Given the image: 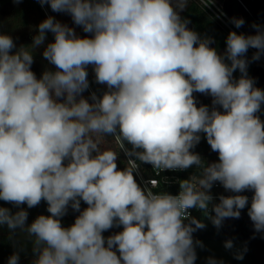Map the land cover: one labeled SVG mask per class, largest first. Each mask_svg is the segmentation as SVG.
I'll return each mask as SVG.
<instances>
[{"label":"clouds","instance_id":"9594fccd","mask_svg":"<svg viewBox=\"0 0 264 264\" xmlns=\"http://www.w3.org/2000/svg\"><path fill=\"white\" fill-rule=\"evenodd\" d=\"M38 2L70 14L92 36L81 38L51 16L43 20L31 46L53 33L42 55L55 70L37 78L33 53L25 46L13 52V38L0 31V200L28 208L45 201L50 214L28 224L23 208L13 214L0 207V228L33 238L32 264H194L195 247L203 245L193 233L206 225L192 210L219 228L240 217L247 190V214L255 231H264V90L248 77L246 58L250 48L257 50L253 60L264 54V29L230 32L221 54L181 17L188 0ZM89 65L106 86L90 100L82 95ZM194 93L210 95L212 109L198 107ZM201 133L218 162L192 151ZM100 135L115 136L126 155L158 171L195 166L200 174L182 180L178 194L153 192L137 182L134 168L118 167L116 152L100 149ZM215 182L234 195L213 204ZM69 205L80 214L64 227ZM114 226L123 230L105 239ZM224 246L232 249L233 241ZM19 260L14 252L8 264Z\"/></svg>","mask_w":264,"mask_h":264},{"label":"rangeland","instance_id":"374dc122","mask_svg":"<svg viewBox=\"0 0 264 264\" xmlns=\"http://www.w3.org/2000/svg\"><path fill=\"white\" fill-rule=\"evenodd\" d=\"M255 4L260 2V0H254ZM20 6V3L16 2H9L6 4H0V31H2L5 34L10 35L16 45V48L13 49V52H15L17 49H19L21 46H25L28 48L29 51L33 53L34 62L31 66V70L36 74L37 78H40L43 72L49 71V70H55L54 66L49 64V62L43 57L42 53L44 51V48L48 43L54 42V34L51 32L46 33V40L44 45L41 47L35 49L31 46L33 42V37L38 34L37 27L38 25L45 20L47 17L51 16L50 11L48 10V5H41V8L44 12L45 17L42 16V13L39 11H33L29 12L27 14L22 15L20 18H16L15 15V9ZM182 11H180L181 15ZM66 16L69 20H72V17L70 14L66 13ZM24 21V23H23ZM188 28H192L191 24L187 25ZM81 30V38L88 37L91 38L92 33H86L83 31L82 26H79ZM212 38V37H211ZM213 40V38H212ZM220 41V42H219ZM223 40L216 39L217 44H221L217 46V51L221 54H223L226 50V42L221 43ZM224 42V41H223ZM90 85V84H89ZM89 91H92V93H95L93 88L89 86ZM105 90L100 91V95H102ZM96 94V93H95ZM83 95V94H82ZM97 95V94H96ZM84 96V95H83ZM85 97V96H84ZM261 120H264V112H262V115L259 116ZM201 139L200 142L192 149L193 152L206 156L208 159H206L207 164H211L213 162H218V157H215L213 154H218L217 152H213L211 150L210 145L207 143L206 135L204 133L200 134ZM97 142L101 143L102 141H110L111 139H114L118 144L119 140L115 136H104L100 135L96 137ZM125 147V146H124ZM251 191V190H250ZM36 208L34 211L35 213L29 214L27 218V223L30 224L35 217L33 216H39L43 215V208ZM87 205L82 202L80 204V211H83ZM79 211H75L72 209L71 205H69L67 209L66 215H64V218L68 220L69 226H71L75 218L79 215ZM208 223H211L210 221H206V225ZM243 226L241 224V219L238 218H226L222 222L221 229H216L218 232L217 235L213 234L210 231H207L205 238H193L194 241H200L202 242V247L200 245H196L195 251L197 258L194 262V264H209V258H214L218 264L219 262H222V264H248V256L246 254L245 249H251V251L256 256V260L252 264H264V231L256 232V231H243ZM23 233V236L27 234L26 231L20 230ZM122 230H117L114 227L109 229L108 232H110V236L114 235ZM242 231V232H241ZM243 236L244 239H241L240 237ZM254 236V238H253ZM27 237H23V239H26ZM21 239H19L20 241ZM232 240L234 247L232 249H226L224 244L225 241ZM116 250V249H113ZM243 253V259H236L237 253ZM6 264H8V256L5 258ZM33 257L27 256V255H21L19 264H32Z\"/></svg>","mask_w":264,"mask_h":264},{"label":"trees","instance_id":"16d2710c","mask_svg":"<svg viewBox=\"0 0 264 264\" xmlns=\"http://www.w3.org/2000/svg\"><path fill=\"white\" fill-rule=\"evenodd\" d=\"M6 2H14V0H0V4H2V5L5 4ZM19 3H20V6H18L15 9V15L14 16L16 18L17 17L20 18L22 15L27 14L29 12H33V11H39L40 13H42V16L45 17L44 12L41 8V4L38 2V0H20ZM48 8H49V10L52 11V9L50 8L49 5H48ZM52 13H53L56 21H59L60 23L65 24L68 27L73 28L75 30L76 35L81 37L82 33H81L79 26L76 25L73 21L69 20L67 18V16L65 15V12H53L52 11ZM181 17L183 19L188 20L189 21L188 24H191L193 30L196 31L202 38L203 37H212V38L217 39L218 33L216 31L217 29L214 26L213 22L193 2L188 0V5L183 10ZM23 23H24V21H23ZM251 67H252V63L248 60L247 75H248V77H250L254 80V78L251 76V71H250ZM87 72H88V80H89L90 86L93 88L94 92L97 94L98 97L101 96L100 91L105 90L106 86L96 83L95 73H94L93 67L91 65L88 66ZM234 73H235L236 79H238L241 76V73L239 70H236ZM254 82H255V80H254ZM255 85H256V82H255ZM91 92L92 91H89L87 89L83 93V95L85 96V98H88L90 100ZM98 144H99V147L101 150H112L118 154L117 163H118V167L120 169L130 167L128 160H127L122 148L114 139H111V142L110 141H108V142L102 141L101 143L98 142ZM125 148L130 149L131 146L125 144ZM199 174H200V172L194 171L187 176H183L182 179L183 180L187 179L192 175L199 176ZM146 175H149L148 172H146ZM136 180H137V178H136ZM137 182H138V180H137ZM175 190H176V187L165 188V191H167L169 193H172ZM246 192H250V190H247L243 193H246ZM82 202L83 201L81 200V203ZM40 206H42L41 208H43V212H44L43 215H50L47 212V203L45 201H41V203L36 207L28 208L26 204L17 207L11 203H7V202L0 200V207H6V208L10 209V211L13 214L16 213L17 211H19L21 208H23L25 211L28 212V215H29V214L35 213L34 211L36 210V208H39ZM192 216L195 217L196 219L202 220V222L205 225H206V221L211 222L210 219L204 218L203 215L201 214V212H198V211H194ZM33 217L36 218L37 216H33ZM61 222H62V225L64 227L69 226L68 220H66L64 218V216L62 217ZM185 223H189V221H185ZM246 226L248 227V225H246ZM193 227H195V226L193 225ZM114 228L117 230L118 229L123 230L122 226H114ZM216 229L217 230L221 229V226L219 228H217L216 226L213 225L212 222L208 223V225H206L205 228L197 229L193 233V238H205L206 237L205 233L207 231H210L213 234L217 235L218 232L216 231ZM103 236L105 237V239H107V237L110 236V232H108V230L105 231L103 233ZM23 237H27V238L23 239ZM19 239H21V240L19 241ZM32 240H33V238L29 237L28 234L23 236V233L20 231V229H17L15 232H10L6 226L0 228V264H6L5 258L7 256L9 258L14 252H17V251H19L20 256L21 255H27V256L33 257ZM246 254L248 256V260H247L248 264L254 263L256 260V256L251 251V249H247Z\"/></svg>","mask_w":264,"mask_h":264},{"label":"built area","instance_id":"2783aa9c","mask_svg":"<svg viewBox=\"0 0 264 264\" xmlns=\"http://www.w3.org/2000/svg\"><path fill=\"white\" fill-rule=\"evenodd\" d=\"M196 4L201 11L206 14L211 21L213 22L216 28L222 30L227 36L230 32L235 31L238 34L252 35L251 32L247 31L243 26L240 28L235 27L232 23L233 17L226 10L222 2L218 0H189ZM256 49L250 48L247 52V56L252 60L253 66L258 70L261 75H264V54L260 56L258 60H253V54L256 52ZM120 143V142H119ZM120 145V144H119ZM121 147V145H120ZM124 154L125 151L123 150ZM130 167L135 169L134 175L137 178L141 186H146L149 190L153 192H167L165 188L176 187V190L171 194L175 195L179 192V184L182 182V177L187 176L194 171L200 172V169H196L195 166L185 170V171H158L154 169L151 165L144 164L137 160L134 156L126 155ZM201 157V156H200ZM148 172L149 175H146ZM211 195L213 196L212 203H219V197L234 195V193L226 190L223 185L219 182H215L210 190ZM241 195H246L249 198V203L241 211L240 217L242 226L248 225L249 228H254L253 222L248 216V208L250 207L251 197L253 192L240 193ZM193 209L191 215H193ZM200 212V211H198ZM209 213L214 215L211 210V204L209 205ZM202 214V213H201ZM203 215V214H202ZM206 218L205 216H203ZM208 219V218H206Z\"/></svg>","mask_w":264,"mask_h":264},{"label":"flooded vegetation","instance_id":"af4514ba","mask_svg":"<svg viewBox=\"0 0 264 264\" xmlns=\"http://www.w3.org/2000/svg\"><path fill=\"white\" fill-rule=\"evenodd\" d=\"M218 1L223 3V5L226 7V10L229 12V14L233 18H242L244 20L245 23L243 24V27L247 31L251 32L252 34H255L256 29L253 27V25H259L261 27V29H264V0H260V2H258L256 4H255L254 0H218ZM6 3H9V2H6ZM48 10H49V8H48ZM49 11H50L52 17H54L52 11L51 10H49ZM65 15H66V13H65ZM54 19H55V17H54ZM190 29L193 30V28H190ZM216 29H217L216 31L218 33L217 38L219 40L224 41V42L222 41L221 43H225L227 35L222 30H220L219 28H216ZM218 45L221 46V44L220 43L217 44L216 39L213 38V43L211 46L215 47L217 49ZM246 58L252 63V60L247 55H246ZM254 68L255 67L253 66V63H252V67H251L250 71H251V76L254 78V80L256 82L255 86L264 90V81H262L264 79H260V77L255 76L253 74ZM233 76L236 79L235 73H233ZM262 77H264V75H262ZM194 97H195L196 104L198 107L201 105H207L210 110L212 109L213 98L210 95L201 94V93H194ZM216 107L218 108V110L223 111V109H220L219 106H216ZM262 112H264V105H262V109L258 113V115L259 116L262 115ZM203 155H205V154H203ZM203 155L202 156L200 155V156H201L202 160H204L206 162L207 161L206 159H208V158L206 156L204 157ZM213 155H215V157H218V154H213ZM242 229H243V231H247V232L255 231L254 228H249L247 226H244ZM240 238L244 239L243 236H241ZM253 238H254V236H253Z\"/></svg>","mask_w":264,"mask_h":264},{"label":"water","instance_id":"95a60500","mask_svg":"<svg viewBox=\"0 0 264 264\" xmlns=\"http://www.w3.org/2000/svg\"><path fill=\"white\" fill-rule=\"evenodd\" d=\"M225 8H226V7H225ZM253 74H254L255 76L260 77V79H264V77H262V75L256 70V68L253 69ZM262 81H264V80H262Z\"/></svg>","mask_w":264,"mask_h":264}]
</instances>
